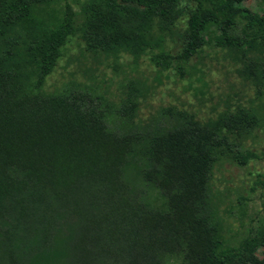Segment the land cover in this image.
I'll return each instance as SVG.
<instances>
[{"label":"trees","instance_id":"16d2710c","mask_svg":"<svg viewBox=\"0 0 264 264\" xmlns=\"http://www.w3.org/2000/svg\"><path fill=\"white\" fill-rule=\"evenodd\" d=\"M193 1L181 51H151L158 68L183 74L204 45L253 49L264 41V17L244 0ZM180 14V0H85L79 8L72 0H0V246L7 264H40L67 238L69 264H264L260 229L251 226L236 246L220 245L211 192L217 157L231 148L222 133L252 127L251 108L229 110L221 129L171 106L142 122L135 107L144 88L136 82L120 105L87 86L43 89L70 38L115 65L123 53L138 61L162 40L156 24L169 32ZM237 73L259 83L264 62L248 57ZM236 159L245 165L250 156Z\"/></svg>","mask_w":264,"mask_h":264},{"label":"rangeland","instance_id":"374dc122","mask_svg":"<svg viewBox=\"0 0 264 264\" xmlns=\"http://www.w3.org/2000/svg\"><path fill=\"white\" fill-rule=\"evenodd\" d=\"M84 1L72 0L76 8ZM195 5L193 0H180L181 14L176 25L169 32H163L156 24L153 32L162 35V40L138 61L123 53L115 65L113 58L87 52L78 37L70 38L43 89L51 93L87 86L120 105L128 85L136 82L144 88L135 107L136 120L142 122L171 106L186 110L203 125H217L221 129L229 110L251 108L255 115L252 127L222 133L227 135L231 148L217 157L211 179L219 243L223 247L236 246L251 226L264 232V184L260 183L264 182V79L255 83L237 73L248 57L264 62V41L253 49L204 45L185 61L183 74L175 68H158L149 60L151 51L165 50L172 54L181 51L188 11ZM243 5L264 17L263 0H244ZM236 156H250V159L241 165ZM149 196L155 201L157 193L149 192ZM69 242L67 238L54 246L40 264H69ZM3 250L0 246V264H7L9 258L3 255ZM257 254L262 256V248H258ZM169 264L182 262L174 258Z\"/></svg>","mask_w":264,"mask_h":264}]
</instances>
